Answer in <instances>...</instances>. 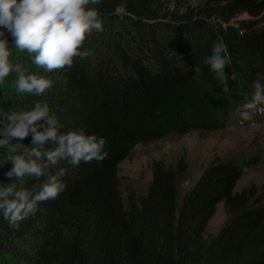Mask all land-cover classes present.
<instances>
[{
	"label": "trees",
	"instance_id": "trees-1",
	"mask_svg": "<svg viewBox=\"0 0 264 264\" xmlns=\"http://www.w3.org/2000/svg\"><path fill=\"white\" fill-rule=\"evenodd\" d=\"M199 1L182 12L169 0L90 5L100 12L103 30L85 41L86 58L44 73L51 89L41 96L17 93L15 73L0 84V110L47 103L61 132L84 129L103 137L107 152L101 163L72 167L62 160L48 169L65 170L66 191L40 203L19 229L0 214V264H264V193L254 184L237 188L256 156L212 160L181 195L185 165L153 162L141 196L123 201L118 191L117 165L136 145L222 131L251 100L253 82L264 83V0ZM221 41L231 57L225 71L236 76L228 92L206 66L200 74L193 70ZM10 59L43 73L26 51L13 47ZM31 139L24 146L31 147ZM17 154L23 148H0V184L15 182L6 173L13 167L8 156ZM45 179L25 177L23 186L35 193ZM218 204L225 221L204 239Z\"/></svg>",
	"mask_w": 264,
	"mask_h": 264
},
{
	"label": "clouds",
	"instance_id": "clouds-1",
	"mask_svg": "<svg viewBox=\"0 0 264 264\" xmlns=\"http://www.w3.org/2000/svg\"><path fill=\"white\" fill-rule=\"evenodd\" d=\"M101 3L102 0H0V84L15 73L17 93L41 96L51 89L54 82L44 73L71 68L76 58L89 55L82 51L85 41L93 31L103 30L100 12L90 5ZM13 47L26 51L43 73L30 72L14 63L10 59ZM230 63L227 45L221 41L193 70L200 74L206 66L223 84V92H228L229 80L236 79L235 74L230 77L225 71ZM252 87L251 100L237 109L245 121L252 119L254 112L264 114V83L256 80ZM63 127L55 115H50L47 103L36 102L31 110L19 112L0 110V148L10 153L23 148V154L8 156L13 167L6 176L15 177V182L0 184V214L11 228L19 229L21 221L36 215L40 203L57 199L66 191L61 179L65 170L49 174L48 169L62 160L79 167L81 162L101 163L107 157L103 137L88 135L84 129L63 133ZM30 135L32 146L26 147L22 141ZM48 144L55 147H46ZM25 177L46 179L34 193L24 188Z\"/></svg>",
	"mask_w": 264,
	"mask_h": 264
},
{
	"label": "rangeland",
	"instance_id": "rangeland-1",
	"mask_svg": "<svg viewBox=\"0 0 264 264\" xmlns=\"http://www.w3.org/2000/svg\"><path fill=\"white\" fill-rule=\"evenodd\" d=\"M170 8L182 12L194 8L199 0H169ZM257 157L254 166L246 168L237 188L254 184L264 193V114L254 112L252 119L229 120L225 129L218 132L189 131L183 135H168L144 145H136L129 156L117 165L118 191L125 201L127 195L141 196L150 181L153 162L173 166L181 161L186 167V177L180 181L179 193L183 194L196 180L201 170L212 160ZM225 221L222 205L215 207L207 223L203 238L213 236Z\"/></svg>",
	"mask_w": 264,
	"mask_h": 264
}]
</instances>
